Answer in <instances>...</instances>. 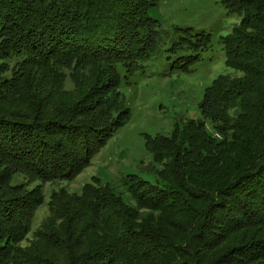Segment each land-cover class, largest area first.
<instances>
[{
  "label": "trees",
  "instance_id": "1",
  "mask_svg": "<svg viewBox=\"0 0 264 264\" xmlns=\"http://www.w3.org/2000/svg\"><path fill=\"white\" fill-rule=\"evenodd\" d=\"M162 0H0V264H264V0H224L241 22L224 38L227 67L206 90L203 117L147 138L163 168L152 184L53 192L71 181L129 117L120 93L160 49ZM177 69L190 72L210 35L176 29ZM67 82L72 88H66ZM216 134L221 136L220 139ZM24 180L14 184L17 177Z\"/></svg>",
  "mask_w": 264,
  "mask_h": 264
},
{
  "label": "rangeland",
  "instance_id": "2",
  "mask_svg": "<svg viewBox=\"0 0 264 264\" xmlns=\"http://www.w3.org/2000/svg\"><path fill=\"white\" fill-rule=\"evenodd\" d=\"M149 15L161 24L162 41L159 51L143 69L130 76L120 71V93L130 109L128 119L75 179L29 184L31 189L42 186L45 203L37 210L23 247L30 245L35 232L49 216L48 204L53 192L64 189L79 195L85 185L97 180L111 186L124 201L135 206L124 185L127 178L137 176L155 184L157 171L163 168V163L155 162L147 148L148 137H170L177 124L189 120L205 121L208 131L215 133L211 121L203 117L200 105L206 90L217 78L243 76L242 72L227 67L223 43L240 24L241 16L230 14L224 0H162L149 10ZM177 28L210 35V47L199 53V61L190 72L177 69L178 59L195 55L189 49L172 51L179 40ZM66 88H72V83L67 82ZM216 136L221 138L219 134ZM23 180L22 176L17 177L14 184Z\"/></svg>",
  "mask_w": 264,
  "mask_h": 264
},
{
  "label": "built area",
  "instance_id": "3",
  "mask_svg": "<svg viewBox=\"0 0 264 264\" xmlns=\"http://www.w3.org/2000/svg\"><path fill=\"white\" fill-rule=\"evenodd\" d=\"M217 138L219 137V136H216Z\"/></svg>",
  "mask_w": 264,
  "mask_h": 264
}]
</instances>
